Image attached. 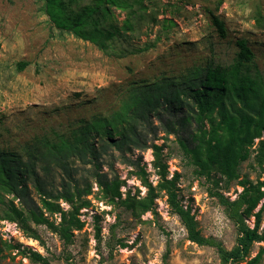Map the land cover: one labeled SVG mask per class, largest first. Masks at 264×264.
Masks as SVG:
<instances>
[{
    "label": "rangeland",
    "instance_id": "1",
    "mask_svg": "<svg viewBox=\"0 0 264 264\" xmlns=\"http://www.w3.org/2000/svg\"><path fill=\"white\" fill-rule=\"evenodd\" d=\"M214 15L224 22L225 35ZM238 40L254 57L234 73L243 93L235 106L262 105L264 0H0V158L24 190L19 198L0 190V264H41L30 259L31 251L50 264H222L216 247L188 239L167 192L158 188L154 145L167 164L166 178L178 173L177 199L191 207L200 233L229 250L238 228L219 193L234 200L245 187L255 186L254 192L261 186L264 192V162H258L257 151L264 129L240 163L238 178L229 181L215 172L198 174L155 113L136 116V122L116 118L127 112L134 87H159L166 78L191 82L193 71L234 68ZM21 62L27 65L20 67ZM181 96L184 114L188 95ZM225 101L224 108L232 110ZM215 120L224 121L219 110ZM83 129L85 143L66 155L55 153L56 142L63 136L73 140ZM99 176L110 187L119 182L118 193L107 192ZM151 191V208L143 211L136 200L150 199ZM42 193L65 212L80 207L83 227L65 239L47 223L28 220L38 237L17 222L21 234L4 238L2 222L10 219L2 216L13 199L19 208L39 207L50 222L61 221L60 210L45 209ZM71 193L72 202L58 198ZM260 209L262 232L264 194L253 212ZM246 222L253 227L255 216ZM259 252L264 264V241L253 243L248 259Z\"/></svg>",
    "mask_w": 264,
    "mask_h": 264
},
{
    "label": "trees",
    "instance_id": "2",
    "mask_svg": "<svg viewBox=\"0 0 264 264\" xmlns=\"http://www.w3.org/2000/svg\"><path fill=\"white\" fill-rule=\"evenodd\" d=\"M213 19L219 33L225 35L224 22L215 15ZM237 44L239 53L234 68L232 67V69L228 70L223 67H209L204 69L203 72L193 71L187 77L191 82L183 81L177 83L166 78L163 80L164 84H160L159 87L152 83L134 87L131 89L130 97L126 101L127 112L123 111V115H118L119 117L116 120H132L136 116L145 118L147 115L155 113L164 122L165 131L168 134L176 135L177 142L186 159L196 166L198 174L209 177L212 172H215L220 174L222 179L229 181L238 178L237 169L240 163L249 157L250 148L255 144V139L262 136V129H264V103L259 106L242 103L243 105L240 108L235 106L236 101L240 99L243 93L233 78L234 73L245 60H250L254 57L252 49L244 40H238ZM26 65L27 63L25 62L20 63V67H25ZM166 86L168 88L171 86V90L168 91ZM225 91H229V96ZM183 94L188 95V109L184 111V114L180 110L184 106V99L181 96ZM227 99L230 100L232 110L224 108L225 100ZM161 100L166 103L165 107H163ZM249 109L251 112H249ZM218 110L224 119L223 123H217L215 120V113ZM130 111L132 113L131 118L127 114ZM164 113H167L169 117H165ZM206 119L210 122V129L206 128ZM194 124L195 127H193ZM93 125L99 126V120H96ZM132 128L133 131H136V124ZM85 135V129H83L82 134L74 137L73 140L70 137L63 136L60 142H56L53 145L57 151L55 153L66 155L67 152L77 149L79 142L85 143L87 140ZM154 147L156 149L155 166L159 168L161 175L158 188L167 192L168 201L173 211L180 216L187 230L188 239L201 245L216 247L222 264H259L261 252L249 259L248 257L253 243L264 241V227L262 232H260L262 224L261 209L255 213L253 212L259 197L264 194L260 190L261 186H258L254 192L252 190L255 189V186L251 188L252 190L245 187L234 200H230L224 194L219 193L221 203L226 206L229 217L236 223L238 228L237 242L233 248L228 250L221 242L216 241L212 237H205L200 233L191 207L184 208L177 199L175 180L178 178V173H176L175 179L169 180L166 178L168 173L167 164L160 159L159 147L156 145ZM257 151L259 153L258 162L262 165L264 162V140L260 141ZM4 159V157L0 158V190L13 194L14 198H19L24 190L20 188L18 176L13 174L9 168H6ZM99 179L100 185L106 187L107 192L118 193L119 182H116L114 187H110L100 176ZM218 183L219 180H216L215 184L218 185ZM261 184H264V182H261ZM150 189L153 191L154 188L151 187ZM152 191L150 199L136 200L134 198L142 206L143 211L151 208L153 201ZM86 192L89 194L90 188ZM41 195L42 203L46 210L54 212L58 209L62 213L61 221L58 224L50 222L43 212H38L39 207L37 210H25L17 207L14 199L9 202V209L5 210L2 217L21 223L25 231L35 238L38 235L29 226L28 220L36 224L47 223L65 239L69 238L71 230L83 227V222L77 217L80 207L75 206L76 208L65 212L60 208L59 204L46 198V194L42 193ZM50 195L48 197L52 196ZM58 198H65L72 202L73 194H60ZM88 201L86 200L83 204H88ZM130 205L135 207L132 202H130ZM251 215L255 216L253 227L246 222V219L251 217ZM28 256L34 262L50 264L48 259L37 251H31Z\"/></svg>",
    "mask_w": 264,
    "mask_h": 264
},
{
    "label": "built area",
    "instance_id": "3",
    "mask_svg": "<svg viewBox=\"0 0 264 264\" xmlns=\"http://www.w3.org/2000/svg\"><path fill=\"white\" fill-rule=\"evenodd\" d=\"M184 208H187V205H184ZM2 234L4 238L11 240L15 238L14 236L21 234V227L15 221L4 220L2 222Z\"/></svg>",
    "mask_w": 264,
    "mask_h": 264
}]
</instances>
